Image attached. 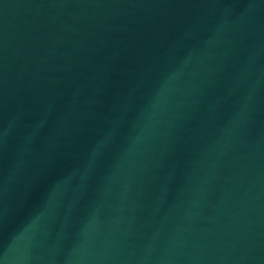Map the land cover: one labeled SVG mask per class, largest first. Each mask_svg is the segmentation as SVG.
I'll return each mask as SVG.
<instances>
[{
	"label": "water",
	"instance_id": "95a60500",
	"mask_svg": "<svg viewBox=\"0 0 264 264\" xmlns=\"http://www.w3.org/2000/svg\"><path fill=\"white\" fill-rule=\"evenodd\" d=\"M0 264H264V0H0Z\"/></svg>",
	"mask_w": 264,
	"mask_h": 264
}]
</instances>
